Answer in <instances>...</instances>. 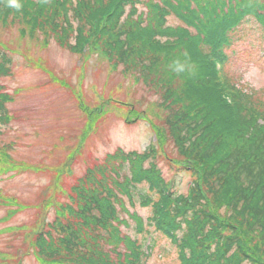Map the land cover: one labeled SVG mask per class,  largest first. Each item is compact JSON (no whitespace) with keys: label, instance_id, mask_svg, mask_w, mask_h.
<instances>
[{"label":"trees","instance_id":"obj_1","mask_svg":"<svg viewBox=\"0 0 264 264\" xmlns=\"http://www.w3.org/2000/svg\"><path fill=\"white\" fill-rule=\"evenodd\" d=\"M21 3L17 11L0 0V25L23 23V36L39 29L63 44L74 34L76 51L100 44L111 60L139 78L167 65L171 79L160 85L164 127L174 136L183 168L193 175L189 190L177 193L157 169L152 144L141 155L119 150L129 173H117L119 179L108 186L104 168L95 170L99 178L88 170L72 189L67 214L46 223L48 230L34 232L36 225L25 234L24 245L33 244L39 264H145L150 247L122 236L114 224L121 222L118 193L133 203L142 181L157 197H140V203L152 205L149 225L176 245L179 264H264V100L224 70L235 32L246 19L252 18L264 37V0ZM139 4L147 11H139ZM169 16L183 26H168ZM5 62L0 52V73L6 72ZM8 99L0 94V121ZM159 132L165 136L162 127ZM0 158L8 159L2 151ZM136 221L142 231L143 222ZM17 263L16 257L8 262Z\"/></svg>","mask_w":264,"mask_h":264},{"label":"rangeland","instance_id":"obj_2","mask_svg":"<svg viewBox=\"0 0 264 264\" xmlns=\"http://www.w3.org/2000/svg\"><path fill=\"white\" fill-rule=\"evenodd\" d=\"M138 10L147 7L139 4ZM166 24L183 26L174 16ZM25 29L23 23L0 25V52L6 58L0 94L9 98L0 121V152L8 157L0 158V264L14 257L20 264H39L33 244L24 245L25 234L36 225L34 232L48 230L46 223L67 214L72 189L88 170L99 178L95 170L104 168L108 186L118 174L129 173L127 161L117 157L119 150L141 155L152 144L157 169L177 193H186L193 178L164 127L160 85L171 79L167 65L139 78L111 60L100 44L80 53L74 34L63 44L39 29L23 36ZM227 52L232 58L224 70L235 84L257 91L264 100V37L252 18L237 29ZM118 194L121 222L114 224L122 236L150 247L145 264H179L176 245L149 225L152 205L140 203L142 195L157 198L148 183H137L133 203L125 193ZM137 218L142 231L136 228Z\"/></svg>","mask_w":264,"mask_h":264},{"label":"clouds","instance_id":"obj_3","mask_svg":"<svg viewBox=\"0 0 264 264\" xmlns=\"http://www.w3.org/2000/svg\"><path fill=\"white\" fill-rule=\"evenodd\" d=\"M7 7L19 11L22 9L23 5L21 0H7Z\"/></svg>","mask_w":264,"mask_h":264}]
</instances>
